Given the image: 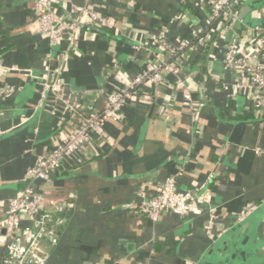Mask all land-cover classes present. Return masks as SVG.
Segmentation results:
<instances>
[{"label":"crops","instance_id":"crops-1","mask_svg":"<svg viewBox=\"0 0 264 264\" xmlns=\"http://www.w3.org/2000/svg\"><path fill=\"white\" fill-rule=\"evenodd\" d=\"M249 1L223 29L211 23L207 0H55L63 13L86 5L115 24L100 30L83 23L52 45L32 3L0 0L5 209L38 157L51 154L69 131V113L63 121L39 105L46 81L60 75L68 94L102 109L125 85L112 72L114 63L132 80L161 57L160 33L174 42L206 39L185 61L183 84L169 72L159 85L143 84L73 164L36 183L57 220L55 238L42 243L47 264H264V113L250 108L256 88H237L238 69L225 62L231 43L248 60L255 27L264 26V5L243 15ZM171 175H178L181 191L194 193L195 209L187 216L165 210L153 221L138 210L141 191L154 196ZM251 204L258 209L238 221ZM3 238L2 232L0 264Z\"/></svg>","mask_w":264,"mask_h":264},{"label":"built area","instance_id":"built-area-1","mask_svg":"<svg viewBox=\"0 0 264 264\" xmlns=\"http://www.w3.org/2000/svg\"><path fill=\"white\" fill-rule=\"evenodd\" d=\"M25 1L33 4L41 30L52 45L65 35L76 32L80 24L87 23L97 29L111 28L115 24L113 18L86 5L74 4L68 13H63L55 6V0ZM207 1L211 7V23L226 29L238 18V3L246 0ZM255 30L257 36L251 44L249 59L242 61L238 56L237 45L231 43L225 51V62L229 70L238 69L240 79L236 81L237 88L244 89L251 85L256 88L254 95L249 97V103L252 111L260 115L264 113V26H256ZM160 37L163 51L161 57L150 61L136 78L126 79L118 63L112 65V72L125 85L107 97L102 109L84 103L75 94H68L60 75L45 82L39 105H48L63 121H66L65 114L69 113V131L51 154L38 157L28 171L26 186L11 199L8 208L0 206V233L3 232L5 251L3 264H47L48 254L43 251L42 243L55 238L57 220L46 209L45 197L37 190L36 183L50 179L67 163L73 164L76 154L93 142L95 134L109 120L120 118L128 99L137 95L143 84L149 82L159 85L165 81V72L173 74L180 81L179 75L190 52L206 41L205 38L196 36L188 41L174 42L167 39L164 33H160ZM180 82L183 84V81ZM50 95L53 101L49 99ZM185 104L196 112L197 108L190 93H186ZM258 207L257 204H251L244 213L238 215L237 220L243 221ZM194 209V193L179 189L178 175L167 177L154 196L149 197L142 190L138 204L139 212L153 221L159 220L165 210L187 216ZM27 217L30 225L25 224Z\"/></svg>","mask_w":264,"mask_h":264},{"label":"water","instance_id":"water-1","mask_svg":"<svg viewBox=\"0 0 264 264\" xmlns=\"http://www.w3.org/2000/svg\"><path fill=\"white\" fill-rule=\"evenodd\" d=\"M263 5H264V0H251L246 4L244 11H243V15L252 11L255 7H261ZM206 264H220V263H219V259H216L214 262L209 261V262H206ZM229 264H233V263H229Z\"/></svg>","mask_w":264,"mask_h":264},{"label":"trees","instance_id":"trees-1","mask_svg":"<svg viewBox=\"0 0 264 264\" xmlns=\"http://www.w3.org/2000/svg\"><path fill=\"white\" fill-rule=\"evenodd\" d=\"M244 4V2H239L238 3V8H240L242 5ZM93 27V26H92ZM95 28V27H94ZM97 29V28H96ZM101 30V29H100ZM104 30V29H103ZM167 56L170 60H172V58H170V55L167 53Z\"/></svg>","mask_w":264,"mask_h":264}]
</instances>
